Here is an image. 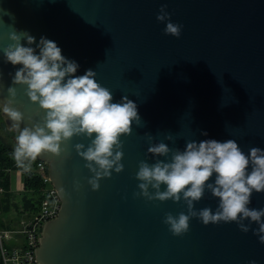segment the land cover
Listing matches in <instances>:
<instances>
[{
  "label": "water",
  "instance_id": "95a60500",
  "mask_svg": "<svg viewBox=\"0 0 264 264\" xmlns=\"http://www.w3.org/2000/svg\"><path fill=\"white\" fill-rule=\"evenodd\" d=\"M162 4L182 25L180 37L166 35L165 24L156 20ZM13 27L28 31L36 43L41 36L56 42L79 64L76 75L96 71L113 102L128 96L141 119L120 137L123 171L102 178L98 190L87 183L92 173L73 147L87 146L88 138L74 136L59 157L37 158L47 163L60 201L56 216L41 228L37 264H264L254 222L244 233L234 222L204 225L192 218L188 232L174 236L163 218L186 213L184 202L133 195L139 162L166 159L147 153L150 143L183 150L188 140L234 139L246 155L251 147L264 149V0H0L3 97L20 67L3 58ZM12 86L14 106L39 120L43 110L24 94L26 85ZM0 115L16 132L2 108ZM217 205L205 189L194 207L215 211ZM249 207H264V192H253Z\"/></svg>",
  "mask_w": 264,
  "mask_h": 264
},
{
  "label": "clouds",
  "instance_id": "9594fccd",
  "mask_svg": "<svg viewBox=\"0 0 264 264\" xmlns=\"http://www.w3.org/2000/svg\"><path fill=\"white\" fill-rule=\"evenodd\" d=\"M156 20L165 24L166 35L180 37L182 25L171 21L166 5H161ZM8 39L11 43L2 49L4 61L20 67L14 75L10 74L11 85L6 89L7 97L0 96V108L11 120V128L18 132L12 153L17 166L30 171L31 163L41 155L59 157L65 151L62 145L74 136H84L90 141L88 145L76 143L73 147L92 173L87 183L93 191L98 190L102 178L124 169L120 137L132 133L133 123L138 126L141 123L136 103L128 96L113 102V93L96 81L97 73L92 69L76 75L79 64L67 59L56 42L41 36L36 43L28 31L14 27ZM12 85H26L24 94L43 110L39 120L25 117L14 106L17 90ZM25 120L28 124L21 128ZM147 139L152 141V135L148 134ZM165 139L171 140L172 136ZM147 153L166 159H157L152 164L139 162L135 173L139 191L133 195L148 201L184 202L186 213L181 211L174 216L169 212L163 218L172 235L188 232L192 218L204 225L234 222L244 233L254 222L258 227L251 230L259 243L264 244V207H249L253 192H264V149L251 147L246 155L234 139L224 142L207 139L188 140L183 150L170 148L164 142L150 143ZM213 174L214 182H210ZM79 187L75 181L74 188ZM205 189L218 198L215 211L210 207L199 210L194 207L204 197ZM60 191L63 193L64 188Z\"/></svg>",
  "mask_w": 264,
  "mask_h": 264
},
{
  "label": "built area",
  "instance_id": "2783aa9c",
  "mask_svg": "<svg viewBox=\"0 0 264 264\" xmlns=\"http://www.w3.org/2000/svg\"><path fill=\"white\" fill-rule=\"evenodd\" d=\"M33 171L43 183L36 211L18 221L15 227L0 226V264H37L35 250L43 224L54 218L59 208V197L47 172V163L37 159ZM0 185V196L3 193Z\"/></svg>",
  "mask_w": 264,
  "mask_h": 264
},
{
  "label": "trees",
  "instance_id": "16d2710c",
  "mask_svg": "<svg viewBox=\"0 0 264 264\" xmlns=\"http://www.w3.org/2000/svg\"><path fill=\"white\" fill-rule=\"evenodd\" d=\"M13 150L14 148L3 143L0 138V185L4 190L0 196L1 227H9L8 222L11 221L12 216L16 218L30 217L36 211L43 186V183L33 171L35 161L31 163V170L26 172L23 168L17 166L12 157ZM14 171L19 172L21 183V189L16 195L10 190V173Z\"/></svg>",
  "mask_w": 264,
  "mask_h": 264
},
{
  "label": "rangeland",
  "instance_id": "374dc122",
  "mask_svg": "<svg viewBox=\"0 0 264 264\" xmlns=\"http://www.w3.org/2000/svg\"><path fill=\"white\" fill-rule=\"evenodd\" d=\"M18 134L12 130H9L8 128L5 127L4 122H3V118L0 115V138L3 141V143L9 144V146H11L12 148L15 147L16 145V136ZM18 174V172H17ZM11 177L13 178V175H11ZM18 191H14L13 193L16 195L18 194ZM6 220V218H5Z\"/></svg>",
  "mask_w": 264,
  "mask_h": 264
},
{
  "label": "crops",
  "instance_id": "0c3cea01",
  "mask_svg": "<svg viewBox=\"0 0 264 264\" xmlns=\"http://www.w3.org/2000/svg\"><path fill=\"white\" fill-rule=\"evenodd\" d=\"M17 172L18 171H14V172L10 173V190L12 192L18 191V190L20 191V189H21L20 176H19V172H18V174H17ZM11 175H13V178L11 177ZM11 216H12V214H11ZM26 218H28V217L23 216V217H17L16 218V217L12 216L11 221L8 222V226H9L8 228L15 227L19 220L26 219Z\"/></svg>",
  "mask_w": 264,
  "mask_h": 264
}]
</instances>
